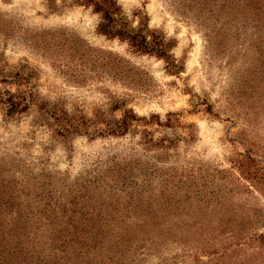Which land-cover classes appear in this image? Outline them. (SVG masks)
<instances>
[{"label":"rangeland","instance_id":"obj_1","mask_svg":"<svg viewBox=\"0 0 264 264\" xmlns=\"http://www.w3.org/2000/svg\"><path fill=\"white\" fill-rule=\"evenodd\" d=\"M117 3L176 72L89 7L0 0V63L34 102L0 109V264H264V0ZM44 107L103 123L62 136Z\"/></svg>","mask_w":264,"mask_h":264},{"label":"trees","instance_id":"obj_2","mask_svg":"<svg viewBox=\"0 0 264 264\" xmlns=\"http://www.w3.org/2000/svg\"><path fill=\"white\" fill-rule=\"evenodd\" d=\"M71 3L89 7L99 14L97 31L107 38L126 43L133 53L153 55L162 59L170 72H176L180 68L181 63H178L170 53L174 42L162 31L150 29L145 23L131 26L123 18L121 6L117 0H71ZM22 80L20 70L14 69L6 62L0 63V109L9 118L28 112L34 104L30 97L31 92L22 88ZM44 109L56 133L62 136L77 132L81 127L87 128L89 124L103 123V113L95 114L92 119H87L80 114H68L65 110H58L56 107L42 108ZM135 119H137L136 115L131 110L124 111L119 120L107 122V131L111 134L123 133ZM259 161L264 165L263 160ZM253 169L255 171L252 175H255V178L264 185V166Z\"/></svg>","mask_w":264,"mask_h":264}]
</instances>
